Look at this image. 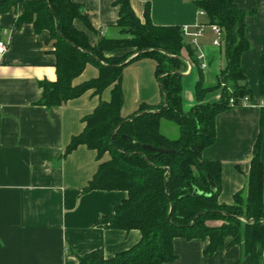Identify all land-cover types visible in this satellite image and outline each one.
<instances>
[{
    "label": "crops",
    "instance_id": "crops-1",
    "mask_svg": "<svg viewBox=\"0 0 264 264\" xmlns=\"http://www.w3.org/2000/svg\"><path fill=\"white\" fill-rule=\"evenodd\" d=\"M1 1V0H0ZM88 14L92 30L80 20L74 27L86 33L91 45L99 38L119 39V17L115 0H71ZM135 16L144 22L145 7L156 26H204L198 46L184 38L181 58L182 104L185 110L197 103L195 84L201 73L204 87L216 84V76L225 66L222 44L215 46L213 31L195 0H128ZM246 13L244 35L250 47L240 57V67L249 89V105L229 108L214 120L215 141L201 152L203 160L221 164L218 202L233 204L237 193L245 195L253 146L260 134L262 189L264 197V115L260 126V108L264 99L258 91L259 60L264 35V0H233ZM16 8L0 13V40L7 51L0 56V264H77V258L101 250L110 259L137 244V230L111 229L101 224L104 216L127 196L124 191L82 189L97 171L96 152L84 145L65 154L72 137L79 135L83 118L100 101H107L110 88L100 94L93 90L55 106L39 105L40 81L56 80L55 56L47 31L35 32L31 24L15 27ZM115 50L105 56H120ZM197 60L192 61V57ZM202 56L203 60L197 57ZM204 62L206 67L200 68ZM155 63L141 59L122 71L120 114L129 116L140 104L155 105L160 90L154 74ZM98 69L88 64L73 80L80 85L96 78ZM219 91L206 95V102L217 101ZM160 120V131L175 138L176 130ZM178 131V129H177ZM171 134V135H170ZM175 134V135H174ZM107 155L104 159H107ZM218 248L206 254L207 240L175 238V260L166 264H251L239 245ZM264 256V252H263ZM260 264H264V259Z\"/></svg>",
    "mask_w": 264,
    "mask_h": 264
},
{
    "label": "trees",
    "instance_id": "trees-1",
    "mask_svg": "<svg viewBox=\"0 0 264 264\" xmlns=\"http://www.w3.org/2000/svg\"><path fill=\"white\" fill-rule=\"evenodd\" d=\"M208 25L219 27L225 66L213 87H204L199 74L194 88L197 103L185 110L182 104L181 50L184 35L178 26H156L145 7L144 22L132 11L128 0H115L119 17L116 28L122 38H99L95 45L86 33L74 27L80 20L92 30L88 14L71 0H1L0 13L16 8L14 26L31 24L34 31H47L55 56L56 80L40 81L39 105L51 108L83 95L100 94L110 88L107 101H100L83 118L82 132L71 138L65 154L84 145L96 152L97 171L82 193L124 191L127 196L104 216L101 224L111 229L137 230L140 240L110 259L101 250L77 258V264H166L175 260L173 241L207 240L206 254L239 245L251 264L264 259V197L260 134L253 146L245 195L237 193L233 204L218 202L221 164L203 160L201 152L215 141L214 120L218 113L240 106L250 92L240 67L242 53L250 45L244 35L246 13L233 0H195ZM122 50L120 56H105ZM192 61L196 63L194 56ZM141 59L155 63L160 90L158 104H140L129 116L120 114L123 69ZM98 69L96 78L73 85L88 65ZM258 91L264 99V35L258 70ZM230 87V89H229ZM229 89V90H228ZM219 91L215 102H203L206 94ZM233 99V105L229 100ZM264 106L260 108V126ZM176 125L178 136L169 138L160 131V120ZM125 136L126 138H123ZM143 145L168 149L151 153ZM108 156L104 159V156ZM209 179L213 182L212 190Z\"/></svg>",
    "mask_w": 264,
    "mask_h": 264
},
{
    "label": "built area",
    "instance_id": "built-area-1",
    "mask_svg": "<svg viewBox=\"0 0 264 264\" xmlns=\"http://www.w3.org/2000/svg\"><path fill=\"white\" fill-rule=\"evenodd\" d=\"M203 28H204V26H202V25H196L192 32L189 31V29L187 27H183V28H181V30H182L183 35L190 39V44L194 47H197L198 46V38L202 35ZM210 29L213 31L214 36H215V38L213 40V44L215 46H219L221 43V38H222V33H221L219 27L216 25H211ZM6 51H7V44L3 40H0V56H2ZM197 59L203 60L202 56H198ZM199 66L202 69V68L206 67V64L204 62H202ZM229 103H230V105H233V99H230ZM247 105H249V97L245 96L241 99L240 106H247Z\"/></svg>",
    "mask_w": 264,
    "mask_h": 264
},
{
    "label": "water",
    "instance_id": "water-1",
    "mask_svg": "<svg viewBox=\"0 0 264 264\" xmlns=\"http://www.w3.org/2000/svg\"><path fill=\"white\" fill-rule=\"evenodd\" d=\"M123 138H126L125 136H123ZM144 149L148 150L151 153H168L169 150L168 149H164V148H156L150 145H143L142 146ZM210 185L212 190H215V186L213 184V182L209 179Z\"/></svg>",
    "mask_w": 264,
    "mask_h": 264
},
{
    "label": "rangeland",
    "instance_id": "rangeland-1",
    "mask_svg": "<svg viewBox=\"0 0 264 264\" xmlns=\"http://www.w3.org/2000/svg\"><path fill=\"white\" fill-rule=\"evenodd\" d=\"M229 89H230V87H229ZM229 89H228V90H229ZM206 95H207V94H206ZM206 95H205V97H206ZM205 97H204V101H203V102H206V101H205ZM218 99H219V97H218ZM213 102H215V101H213ZM211 103H212V102H211ZM168 124H169L168 126H172L173 130H176V132H177L176 135H178V131H177V127H176V125H174L173 123H171V122H169V121H168ZM170 135H171V134H170ZM174 135H175V134H174ZM176 137H177V136H176ZM176 137H175V138H176Z\"/></svg>",
    "mask_w": 264,
    "mask_h": 264
}]
</instances>
